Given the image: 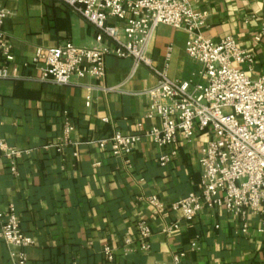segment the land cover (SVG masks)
<instances>
[{
  "label": "crops",
  "instance_id": "1",
  "mask_svg": "<svg viewBox=\"0 0 264 264\" xmlns=\"http://www.w3.org/2000/svg\"><path fill=\"white\" fill-rule=\"evenodd\" d=\"M190 1L204 15V36L216 42L232 37L255 59L240 68L254 79L263 75L264 39L258 42L256 36L264 22V0ZM0 9L10 12L4 32L13 49L9 77L0 79V138L24 153L19 177L0 158V210L15 205L22 231L34 239L26 250L30 264H168L178 252L186 254L180 264H264V234H242L239 220L226 211H203L167 234L141 200L154 195L169 206L198 190L205 135L196 134L192 144L181 142L165 168L157 162L162 151L150 139L121 157L97 144L115 131L138 134V124L146 130L156 124L145 118L148 99L142 94L159 82L150 68L133 73V59L109 56L101 82H41L40 70L29 65L38 47L70 41L92 48L97 29L61 0H0ZM187 42L184 30L161 25L149 57L172 80L204 84L202 64L187 55ZM89 86L97 88L90 106ZM67 123L74 127L69 134ZM139 221L153 229L150 253L139 248ZM2 224L0 218V229ZM106 245L116 252L112 263L105 260ZM0 264H13L2 240Z\"/></svg>",
  "mask_w": 264,
  "mask_h": 264
},
{
  "label": "built area",
  "instance_id": "2",
  "mask_svg": "<svg viewBox=\"0 0 264 264\" xmlns=\"http://www.w3.org/2000/svg\"><path fill=\"white\" fill-rule=\"evenodd\" d=\"M61 1L97 29L96 44L80 47L69 41L58 47H38L29 65L40 70L41 82L61 86L71 85L76 78L101 82L109 56L131 58L133 73L146 66L159 78L155 87L142 93L148 99L145 118L156 124L148 130L138 124V134L115 131L97 142L102 150H109L115 157L130 155L147 138L162 151L157 162L165 168L177 155L181 142L192 144L198 133L208 138L199 160L197 191L169 206L154 195L141 199L150 206L151 219L163 223L162 232L179 231L182 220L192 222L203 211L224 210L239 220L242 234L248 235L251 230L264 234V74L254 79L240 68L244 64L252 66L254 57L232 37L220 42L205 37L204 15L193 10L190 0ZM9 15V11L0 9V79L9 77L8 63L13 61L12 45L4 32ZM161 25L187 32L186 53L202 64L204 84L172 80L166 70L153 65L149 49ZM263 39L264 22L256 36L258 42ZM95 89L87 87L88 106ZM100 89L111 92L117 87ZM73 130L67 123L66 134ZM23 155L0 138V158L10 164L14 177H19L18 162ZM0 218V240L9 247L13 264H30L26 250L35 241L22 231L15 205L0 210ZM153 234L148 222L137 223L142 252H151ZM126 245H131V240ZM194 246L197 248V243ZM115 253L104 246L107 263L115 260ZM185 256V252H178L168 264H180Z\"/></svg>",
  "mask_w": 264,
  "mask_h": 264
}]
</instances>
